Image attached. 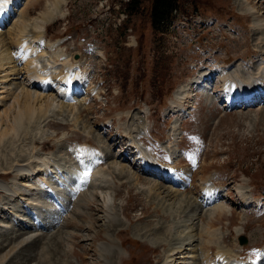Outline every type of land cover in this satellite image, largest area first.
Listing matches in <instances>:
<instances>
[{
  "label": "rangeland",
  "instance_id": "obj_1",
  "mask_svg": "<svg viewBox=\"0 0 264 264\" xmlns=\"http://www.w3.org/2000/svg\"><path fill=\"white\" fill-rule=\"evenodd\" d=\"M7 1L12 7L2 21L0 53L8 50L15 63L5 72L0 68V121L4 119L0 130L7 127L16 110V96L26 90L45 95L44 100L55 97L61 104L25 131H8L14 144L9 142L8 146L6 141L0 151V184L6 185H0V261L24 231H19L20 225L28 231L27 236L39 235L29 245L18 246L0 264H168L175 257H168L170 250L186 239L180 235L185 229L181 220L193 213L197 214V264H220V248L233 259L228 264H263L264 93L258 96L261 101L225 107L228 96L236 95L225 85L230 84L226 80L230 76L242 89H250L254 78L264 76V22L257 24L254 19L255 15L264 19V0H180L182 11L163 35L152 27V0H138L131 14L125 12L129 0H0L2 6ZM249 5L255 13L245 10ZM56 7L62 17L45 24L42 36L35 38L40 32L35 19ZM22 19L28 24L23 36L29 40L24 47L29 53L24 56L21 46L17 47L18 36L9 33ZM137 42L139 50L135 48ZM73 53L81 54L76 65H70ZM25 57L36 60L33 65L44 74V81L50 80L49 86L38 89L28 85ZM67 68L70 76L75 73L83 91L66 94L65 82L55 79L66 89L57 97L61 89L57 86L55 92L52 90V79ZM203 74L212 75L211 84L205 75L202 87L195 86ZM262 82L264 88V79ZM182 87L189 92L178 100L176 92ZM133 140L142 152L163 161L154 157L168 174L150 173L136 156L138 149L132 154ZM169 147L175 152L172 161L165 150ZM85 149L101 154L104 161L100 157L91 160V155L83 167L78 154ZM35 154L56 161L59 170L53 176L59 184L53 190L57 186L65 195L60 200H67L66 190L73 192L69 203L75 199L74 193L78 196L79 203L76 206L75 202L72 210L71 205V218L64 229L62 213L40 186L48 178L37 170L30 181L19 170L21 165L37 168ZM116 164L126 167L123 174L113 170ZM79 169H87L94 183L100 179L93 171L108 172V186L95 185L85 175L88 172ZM156 183L177 190L176 194L186 196L187 201L181 202L174 193L173 198H162L156 194ZM205 184L218 191L212 205L227 208L212 219L206 209L211 206L201 204ZM103 190L113 196L109 207ZM85 194L94 196L86 200ZM28 201L42 207L32 209L35 214H22L19 203ZM179 201L182 204L177 205ZM107 211L115 220L104 219ZM78 212L81 214L72 218ZM40 220L45 223L42 232ZM24 221L33 227H26ZM206 227L214 230L213 236L206 234ZM240 228L248 239L245 245L239 242Z\"/></svg>",
  "mask_w": 264,
  "mask_h": 264
},
{
  "label": "bare ground",
  "instance_id": "obj_2",
  "mask_svg": "<svg viewBox=\"0 0 264 264\" xmlns=\"http://www.w3.org/2000/svg\"><path fill=\"white\" fill-rule=\"evenodd\" d=\"M8 2L9 1H7L2 6L4 9H2V7L0 8V21L1 22H2V20H5V17L7 16L9 9H11V7H12L11 3H8ZM48 10H49L48 12H44L42 14L41 18L35 19L34 25L39 28L37 30H40V32L35 34V38H39V37L42 36V34H43L42 31H44V29H45V24H48V23L52 22L53 20H55L58 16H61L60 12L57 11V7L55 9H48ZM245 10L247 12L251 11V12L255 13L254 9H252L250 5ZM254 19H255L257 24H260V23L264 22V19H261L257 15H255ZM27 26H28L27 21H25V19L24 20L22 19L12 29L10 28L11 30L9 32L11 36L14 35V34L18 36L17 44H20V46L22 45L23 47L26 45V41H25V38H24L23 35L27 31ZM260 27H261V25H260ZM14 30H16L17 33H13ZM2 38L3 37L0 36V42H4V40ZM7 49H8V47H7ZM27 51H28L27 49H21L20 53H24V55H25V52H27ZM7 52H8V50L6 51V53H0V68H2V70H3L2 72H5L7 70V66L10 67L11 65H13V63H15L14 61H12L11 53H7ZM56 56H58V54ZM58 60H59V58H58ZM75 61H77V59L74 58V62ZM37 62H39V61L37 60ZM34 63H36V60H29V58H27V57L24 58V66H25L26 69L28 68V81H29L28 85L31 88H35L36 87L38 89L43 88L44 86H49L50 83L48 81H50V80H45L44 81V79H43L44 74L40 73L39 69L38 70L35 69V65H33ZM30 64H31V66H30ZM56 65H58V64H56ZM70 65H74V63L71 62ZM32 67H33V69H32ZM42 67H43V65H42ZM70 72L71 71H69L68 68H67L65 71L60 72V74H58L54 79H58L59 81L65 82V87L67 88V90L65 89L67 91L66 94L75 95L77 93H80V91H83V85L80 82H77L78 81L77 78H74L75 77V73H73L70 76V74H71ZM205 75H209V74H203L201 77L196 79L194 84L195 85H199V86L204 84L206 82L204 80ZM229 78H230V76H229ZM229 78L226 79V80L228 82H230V84L229 85L226 84L225 86H226L227 90H229L231 93L235 92L236 95L232 96V97H235V98H229L230 96H228V100H227L228 104H227V106L230 105V104H233V103L235 105H240V104H244V103H247V102H252V101H255L259 95L263 96V94H261V93H264V88L262 87V85H263L262 81L264 79V76L259 75L258 77L254 78L253 79L254 86L253 87L251 86L250 89H242L241 87L238 86V84L236 85V83H233V80H230ZM248 78H249V80H251L250 76H248ZM57 86H59V85L55 84V88H52V90L54 92L58 89ZM205 86H207V85H205ZM233 86H235V87H233ZM59 87H60L61 91L56 93L57 97H59V94L61 92L65 91L64 89H62L61 86H59ZM69 91H71V92H69ZM23 92H24V90H23ZM188 92H189V89H186L185 87L180 88L176 92L177 99L178 100L182 99L184 97V95L188 94ZM52 96H50V97H52ZM46 97L48 98V96H46ZM40 98L43 99V100L41 101V103L39 105H37L39 103V99ZM47 98H46V100H44L45 99V95H42L41 93L38 94V93L33 92L31 90H26V92H24L23 94H18L16 96V99H15L16 100L15 101L16 110H15V112H13L12 116L10 117V120H8L9 122H7V125H6L7 127H5V129H3V127H1L2 130H0V151L3 150L2 148H4L6 141H8L7 142L8 146H9V142L12 143L11 137L8 136V134L10 135L12 133H10L8 131L12 130L13 134H19L20 132L25 131L27 128H29V125L31 123H34V122H37V121L39 122L42 118H44L47 115V112L50 111L53 108V106H54V108H56V107H59V104H61V103L58 104V102L55 100L57 98H55V97H53L52 99L49 98L48 100H47ZM70 98H72V96ZM1 102H2V100H1ZM44 103H45V105H44ZM4 117L8 118L9 116H5L4 115ZM3 121H4V119L0 121V126L3 125V123H2ZM8 123H9V125H8ZM15 138L12 139V140L15 141ZM42 138H44V137H42ZM130 139L132 140V137H130ZM13 144L14 143H12V145ZM132 145H133V147L136 150L138 149L137 150V152H138L137 154L140 155V158L143 160L144 164L149 168V170H150L149 172L150 173H153L155 175H157V173H159V172H161L163 175L164 174H166V175L168 174L167 168L166 167H162L163 165H159L157 163L156 159L153 156H151L148 152H146V151L142 152V150L139 149V146L134 142V140H133V144ZM7 148L9 149L10 147H6V149ZM91 151H89V149H88V151H87V149H85V151L79 152L78 156L80 158V163L82 164L83 167L87 166V164L85 162L86 158L88 156L94 155V150H91ZM34 158L37 160L36 164H37L38 167L37 168H29V167H27L25 165H21V166H19L20 172H23L24 175L26 174L29 177L30 181H33V179H34L33 176L38 174V173H36L37 170L39 172H42L43 175H45L48 178V181H47V183H41L40 186L45 189L46 193L48 192L49 196L53 195V194H57L58 193L57 186L55 187L56 191L53 190L55 184H59V180L56 179V178H55L56 180H54V176H53L54 174H57V170H59V167H58L56 161L54 162V158H52L51 156L42 155V154H35ZM2 159L3 158H0V161H2ZM113 168H114L113 170L115 172H119V174H123L125 172V170H126V167L119 166L118 164H116L115 166L113 165ZM0 170H2V168H0ZM92 173H93L94 176H99L98 178L100 179L99 181H95V183L93 182L95 185H101V186H104V187L108 186L107 183H105V181L108 178L107 177L108 176L107 175L108 172L106 173V171H93ZM109 173L111 174L112 172L109 171ZM62 176H64V174H61V178H62ZM159 176H162V175L159 174ZM95 179H97V178H95ZM33 184H35V183H32V185ZM0 185L3 186L4 188L6 187V185L4 183H1ZM205 185L206 186H202L201 187L202 188L201 191L203 193H205V195H206V196H204L205 198L202 200L201 204H203V206H207L208 204L211 206V207H207V208L205 207V208L207 209V211H209V217L212 219V218L216 217V215L220 216L224 211H226L227 208H225L226 206L223 205V204L212 205L213 200L217 199V197H218V191L215 192V191L211 190L207 186V184H205ZM50 186H51L52 189L50 188ZM60 186L63 187L62 185H60ZM156 187L158 188L157 189L158 193H156V194L157 195H162V198H165V199H167L168 197H169L168 199H170V197L173 198V193L177 196L178 199L180 198L178 193L176 194V192H178L177 190L175 192L174 190H171V189H168L166 187H163L162 185L157 184V183H156ZM48 188H50V189H48ZM153 188H154V185L151 186V189H153ZM30 191H32V189L29 187L28 188V192H30ZM240 191H241V195L244 198H246L245 192L242 191V190H240ZM101 194H102L103 198L105 199L106 206L109 207L108 204L113 200L112 199L113 198L112 194L109 193L108 191H104V190L101 192ZM81 195H83V194H81ZM93 196H94V194H89V195L85 194L84 198L86 200L87 199L91 200V197H93ZM186 199H187L186 196H185V198L184 197L180 198V200H182L181 202H184ZM246 199H248V198H246ZM80 202H84V200L80 201ZM181 202L179 201L178 204L176 202L175 204H173L172 208H174L177 205L182 204ZM78 203H79V201H76V206H77ZM171 203H173V202H171ZM39 204H40V202H39ZM1 206H2V204H0V208H1ZM41 207L38 204H33V202L31 203L29 201L26 202L25 204L19 203V212H21L22 214H27L28 213V215L29 214H35V212H32L31 210L32 209H36V208H41ZM43 209H44V207H43ZM202 211L203 210L200 209L199 213H201ZM80 214L81 213H79V212L76 213V215L72 214V218L76 217V216H78ZM70 215H71V211H70V214L68 216H66V218L63 220L62 229L65 228V223L68 221V219L71 218ZM194 215H196V216L194 217ZM107 217H111L110 219L115 220V216L110 211L106 212L104 219L107 218ZM196 219H197V214L193 213V215H191L188 219H182L181 220V221L184 222V224L181 226V228L185 227V229L183 231H181L182 234H180V235L181 236H185L186 239L179 246H176L172 250H170L172 253L168 257H173V256H175V257H174V260L173 261L171 260L172 262H169L168 264H197L199 262L198 261L199 260V254H198V250L199 249L197 250L196 246L194 245V243L196 241V235H197V233H196L197 229H195V226H196L195 220ZM25 229L26 228H24L22 225H20L19 231H21V230L23 231L24 230L21 233L24 236H21V234H20V235H18L16 237V239H15V243L16 244L13 246V248L10 249L9 252H7V253H5V254H3L1 256V261L11 257L12 254H14L16 252L18 246L29 245V241H31V240L35 241V240H37L39 238L38 237L39 235H37L35 238H33L34 235H36V234H33L31 236H27L26 233L28 231L25 230ZM204 231L206 232V234H209V235L212 234V236L214 234L213 233L214 230L211 231V229H209L208 227H206L204 229ZM237 232L240 235L243 232L242 228L238 229ZM15 233L16 232H13L12 235L15 234ZM200 235H201V238H202L203 237L202 233H200ZM212 241L215 242L213 239H212ZM106 245L108 246L107 243H106ZM101 246L105 247V245H101ZM30 247L31 246H27V248H30ZM2 248H4V247H2ZM113 248H115V247H112V249ZM3 251H5V250H3ZM263 257H264V254H263ZM187 259L190 260L188 263L186 262ZM262 260L264 261V258ZM234 261H236V260H234ZM219 262H221L220 264H228L229 262H233V259L231 260L230 256H228V252H226L225 250L220 248V250H219ZM238 262L239 261H237V263ZM237 263H235V264H237ZM108 264H117V261L116 262L110 261ZM238 264H240V263H238Z\"/></svg>",
  "mask_w": 264,
  "mask_h": 264
},
{
  "label": "trees",
  "instance_id": "obj_3",
  "mask_svg": "<svg viewBox=\"0 0 264 264\" xmlns=\"http://www.w3.org/2000/svg\"><path fill=\"white\" fill-rule=\"evenodd\" d=\"M137 3L138 0H129L128 8L125 11H129L128 13L131 14ZM179 11H182L180 0H152L150 16L155 31L166 32Z\"/></svg>",
  "mask_w": 264,
  "mask_h": 264
},
{
  "label": "water",
  "instance_id": "obj_4",
  "mask_svg": "<svg viewBox=\"0 0 264 264\" xmlns=\"http://www.w3.org/2000/svg\"><path fill=\"white\" fill-rule=\"evenodd\" d=\"M75 59H79V55L77 54V55H75ZM248 242V239H247V237L246 236H241L240 237V243L241 244H246Z\"/></svg>",
  "mask_w": 264,
  "mask_h": 264
},
{
  "label": "snow or ice",
  "instance_id": "obj_5",
  "mask_svg": "<svg viewBox=\"0 0 264 264\" xmlns=\"http://www.w3.org/2000/svg\"><path fill=\"white\" fill-rule=\"evenodd\" d=\"M0 6H2V4H0ZM85 175H87V173H85Z\"/></svg>",
  "mask_w": 264,
  "mask_h": 264
}]
</instances>
